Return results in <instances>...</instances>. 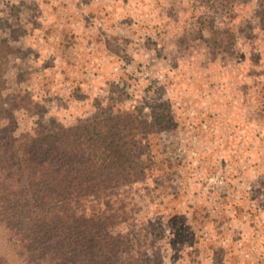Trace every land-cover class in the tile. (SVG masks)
I'll use <instances>...</instances> for the list:
<instances>
[{"label": "rangeland", "instance_id": "obj_1", "mask_svg": "<svg viewBox=\"0 0 264 264\" xmlns=\"http://www.w3.org/2000/svg\"><path fill=\"white\" fill-rule=\"evenodd\" d=\"M0 84L14 134L111 105L150 124L151 263L264 264L258 0H0Z\"/></svg>", "mask_w": 264, "mask_h": 264}, {"label": "trees", "instance_id": "obj_2", "mask_svg": "<svg viewBox=\"0 0 264 264\" xmlns=\"http://www.w3.org/2000/svg\"><path fill=\"white\" fill-rule=\"evenodd\" d=\"M258 15L264 28V0ZM100 108L32 134L0 121V264H154L153 216L137 198L150 124L135 109Z\"/></svg>", "mask_w": 264, "mask_h": 264}]
</instances>
